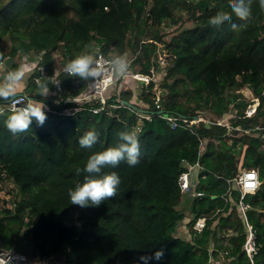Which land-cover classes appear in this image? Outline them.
Returning a JSON list of instances; mask_svg holds the SVG:
<instances>
[{
  "label": "trees",
  "instance_id": "1",
  "mask_svg": "<svg viewBox=\"0 0 264 264\" xmlns=\"http://www.w3.org/2000/svg\"><path fill=\"white\" fill-rule=\"evenodd\" d=\"M222 9L228 0H0V66L6 56L36 60L17 95L44 104L47 115L42 126L33 120L14 136L5 126L10 103L0 102V194L12 185L1 200L0 248L56 264H217L220 255L227 264H252L237 201L242 172L256 170L261 185L245 202L257 234L255 262L264 264V11L255 0L252 19L234 18L233 31L208 23ZM186 21L193 25L184 28ZM100 53H130V73L151 81L130 76L139 93L119 90L125 80L114 84L96 111L99 100L83 101L91 81L63 68L78 55ZM5 71L0 67V77ZM37 79L47 83V97L38 94ZM205 114L210 124H191ZM90 130L99 141L82 148ZM122 130L138 133L140 163L103 170L117 172L121 184L99 207L71 204L68 191L84 178L76 169L116 146ZM184 173L189 192L181 189ZM202 217L207 226L197 232ZM226 231L227 245L219 238Z\"/></svg>",
  "mask_w": 264,
  "mask_h": 264
},
{
  "label": "clouds",
  "instance_id": "2",
  "mask_svg": "<svg viewBox=\"0 0 264 264\" xmlns=\"http://www.w3.org/2000/svg\"><path fill=\"white\" fill-rule=\"evenodd\" d=\"M255 0H228V9L219 10L208 23L214 27L229 24L233 31L238 30L239 25L234 23V18L248 22L253 17V4ZM258 6L264 11V0H258ZM129 62L126 54L110 55L106 60L94 58L89 54H81L71 59L63 68L64 73L70 77H76L86 82L91 81L100 87L106 78L124 77L129 72ZM25 72L20 67L16 70L5 71L0 77V102L11 103L13 107L5 120V126L14 136L25 133L31 128L33 120L38 126H42L47 115L45 105L37 103L26 97L17 96ZM38 94L46 96L49 88L46 82L40 79L35 81ZM3 104H0V115L4 114ZM119 143L108 147L106 150L92 154L85 166L76 169V175L84 174L82 183H78L74 189H69L68 195L71 204L82 208L89 206L99 207L103 202L114 198L118 194L121 178L117 172H104L107 167L115 168L122 161H126L129 167L140 163V143L138 133L135 130H122L117 132ZM99 141V133L90 130L79 140L82 148H91ZM163 257V251L157 252V260Z\"/></svg>",
  "mask_w": 264,
  "mask_h": 264
},
{
  "label": "built area",
  "instance_id": "3",
  "mask_svg": "<svg viewBox=\"0 0 264 264\" xmlns=\"http://www.w3.org/2000/svg\"><path fill=\"white\" fill-rule=\"evenodd\" d=\"M126 54H128V53H126ZM9 57H11V56H6L1 63L0 67L3 71L10 70V68L5 65V61ZM96 58L97 59L102 58V59L106 60L107 58H109V56L100 53ZM13 59H14L13 65H21L19 55L14 56ZM128 62H129V66H130L131 62H132L130 57L128 59ZM162 62H164V60L161 57V63ZM162 64H164V63H162ZM130 67H129V72L126 76L120 77V78H115V77L106 78L100 87H97L94 83H90V88H89L90 94L87 97H84L83 99L91 100V99L95 98V99L99 100L100 101L99 108L96 109V111H98L100 109L105 108L106 102H107L105 95H106L107 91L114 84H117L118 82L123 81L130 76L133 79H135L136 81H140V82L147 83V84L151 81V77H149L147 75H143L140 73L131 74L130 73ZM41 72L44 75L43 69H41ZM17 96L26 97V98L31 99L30 96L25 95V94H18ZM257 105H258L257 102L250 105L246 111V115L252 116L256 112ZM12 107H13V105L10 103V109ZM181 117H184V116H181ZM183 119L185 122L188 121L187 118H185V117ZM167 120L169 123H171L173 128L178 126L177 118L168 117ZM199 122L208 123L209 121H207L205 119H201L200 117H194L193 120H191V124H197ZM189 176H190L189 173H184L180 178V185H181V189L183 192H189L190 191V177ZM249 185H252V186H249ZM260 185H261V182L259 180V175H258V172L256 170H244L242 172V181H241V185L239 187L240 196H239L237 202L239 204L240 212H241V215L243 216V220H244L245 227H246L247 238H246V241L244 244V250H245L246 254L248 255L250 262L252 264H256L255 255L257 254V252L259 250V246L257 245L256 230L254 229L253 225L250 223V221L248 219L247 210L250 208V205L245 202V197L247 196V194L254 193L259 188ZM198 195H201V194H198ZM206 226H207V218L202 217V218H199L197 220L194 228L197 232H201L204 230V228H206ZM0 264H56V263L48 261V260H34L31 257H29L23 253H19V252H15L13 250H6L3 248H0Z\"/></svg>",
  "mask_w": 264,
  "mask_h": 264
},
{
  "label": "rangeland",
  "instance_id": "4",
  "mask_svg": "<svg viewBox=\"0 0 264 264\" xmlns=\"http://www.w3.org/2000/svg\"><path fill=\"white\" fill-rule=\"evenodd\" d=\"M200 8V7H199ZM193 25V23L192 22H190V21H186L185 23H184V28H189V27H191ZM126 56H127V58L129 59V57L131 56L130 55V53H128V54H126ZM131 61H132V59H131ZM162 63H164V62H162ZM36 64V60H34V59H29L27 62H25L24 64L23 63H21V65H19V66H22L23 68H24V72H25V75H24V78H23V80H22V82L24 83V84H26V80H27V78L29 77V75H30V73L32 72V68H33V66ZM156 76H157V74H156ZM158 80H160V78H158ZM22 83V84H23ZM22 84H20V86L18 87V89H17V92H20L21 90H23V85ZM136 85H138V86H140L138 83L136 84ZM121 85L119 84L118 85V87H120ZM119 89V88H118ZM120 90V89H119ZM141 92V91H140ZM241 93L244 95V97L247 99V100H252L254 97H253V95H252V92L250 91V90H248V89H243L242 91H241ZM167 95V94H166ZM166 95H164V97L166 96ZM133 100H135V98H133L132 99V103H134L133 102ZM83 101H86L85 99H83ZM88 101V100H87ZM118 101H121L120 99H118ZM136 101V100H135ZM201 119H205V120H207V121H210L211 119H212V117H211V115H209V114H205ZM228 119H229V117H226L225 118V120L226 121H228ZM12 185H10V186H7L6 187V190L5 191H3L1 194H0V206L2 205V201L1 200H3V199H7L8 198V194H7V189H8V187H11ZM189 200H188V198L186 199V203L188 202ZM188 204V203H187ZM188 206H190L189 204H188ZM183 211L185 212V214H186V216H189V210H184L183 209ZM182 229H179V232H178V234H182ZM230 231L228 232V231H226V232H220L219 233V238H220V241H222V243H224L225 245H227L228 244V236H230ZM217 264H227V259L224 257V255H220V258H219V262L217 263Z\"/></svg>",
  "mask_w": 264,
  "mask_h": 264
},
{
  "label": "crops",
  "instance_id": "5",
  "mask_svg": "<svg viewBox=\"0 0 264 264\" xmlns=\"http://www.w3.org/2000/svg\"><path fill=\"white\" fill-rule=\"evenodd\" d=\"M22 83L23 82H21V84ZM136 84L137 83L131 77H128V78L125 79V82H124L123 86L120 87V90H123V89H126V88H130L133 91H135L136 93H139L140 92L139 86L136 85ZM22 85H23L22 87L24 88L25 84L23 83ZM20 92H22V90ZM20 92H18V93H20ZM228 238H229V236H228Z\"/></svg>",
  "mask_w": 264,
  "mask_h": 264
},
{
  "label": "water",
  "instance_id": "6",
  "mask_svg": "<svg viewBox=\"0 0 264 264\" xmlns=\"http://www.w3.org/2000/svg\"><path fill=\"white\" fill-rule=\"evenodd\" d=\"M13 63H14V59H13V57H9L6 61H5V65L7 66V67H9V68H11L12 66H13ZM154 65H155V68H154V71L157 69V64L156 63H154ZM167 94V91L166 90H163L162 91V95L164 96V95H166ZM122 103H125V104H127V102L126 101H122ZM128 105L129 106H133L131 103H128ZM134 108H135V106H133ZM162 111H159L158 113H161ZM207 125L208 124H210V122H208V123H206ZM213 198H215V197H209V199L211 200V199H213Z\"/></svg>",
  "mask_w": 264,
  "mask_h": 264
},
{
  "label": "snow or ice",
  "instance_id": "7",
  "mask_svg": "<svg viewBox=\"0 0 264 264\" xmlns=\"http://www.w3.org/2000/svg\"><path fill=\"white\" fill-rule=\"evenodd\" d=\"M249 186H252V185H249Z\"/></svg>",
  "mask_w": 264,
  "mask_h": 264
}]
</instances>
